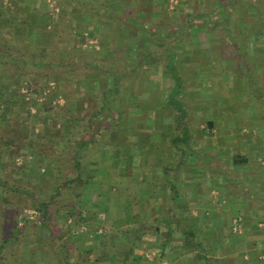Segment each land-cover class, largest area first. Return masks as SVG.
I'll use <instances>...</instances> for the list:
<instances>
[{
  "label": "crops",
  "instance_id": "1",
  "mask_svg": "<svg viewBox=\"0 0 264 264\" xmlns=\"http://www.w3.org/2000/svg\"><path fill=\"white\" fill-rule=\"evenodd\" d=\"M169 1L189 5L178 26L165 24ZM213 11L222 24L190 20ZM63 17L119 34L127 64L141 54L155 64L130 91L139 118L155 116L130 124L119 112L86 188L99 192L105 231L92 227L78 262L264 264V0H0V33L18 35L7 46L47 47Z\"/></svg>",
  "mask_w": 264,
  "mask_h": 264
},
{
  "label": "rangeland",
  "instance_id": "2",
  "mask_svg": "<svg viewBox=\"0 0 264 264\" xmlns=\"http://www.w3.org/2000/svg\"><path fill=\"white\" fill-rule=\"evenodd\" d=\"M161 3L164 4V2ZM167 3L168 7L173 5L175 9L173 10L176 13L174 15L171 14L170 10L172 8L165 10L163 12L165 14L164 21L168 19L165 24L173 23L178 26V24L183 23L180 21L184 19L181 16V11L176 10L185 7L184 5L187 2L183 1L176 4L177 2L169 1ZM161 10H163V5ZM222 18L217 11H213L207 17L197 16L196 18L192 17L190 20L206 19L214 25L222 24ZM88 26L87 22L85 24L86 28L81 29L83 31L85 29L91 31L88 34L90 38L87 40L85 38L78 39L73 34L80 28L73 27L67 17L60 18L57 22L56 28L53 30L54 33L51 34V41L45 48L54 51L50 55L52 59H60L62 64L65 63L62 67H47L38 70L39 73H35L36 75H31L25 69L22 70L20 64H17L18 61L15 60L14 52L4 53L2 61H0V112L3 113V116L0 117V152L5 151L3 140L14 139L15 141V144H12L14 149L9 146L13 153L6 154L5 160L0 159V179L8 180L9 184H14L18 188H30L34 194L41 198L51 195L55 191L59 180L45 171V159L40 156L41 152L30 144H37L50 151L51 135L56 130H63L62 133L64 134L74 133L75 137H79L87 124V121L84 120L85 111L89 108L88 106L101 107L100 97L104 90L112 88L114 90L116 87L120 90L115 95L118 99L114 101L116 107L113 114H116V116H113L107 123L108 128L105 131V136L100 138L102 141L104 139V145L113 142V139H111L114 136L113 130L116 132L118 130L113 128V123L117 122L118 126L119 122L124 120L119 118L117 120L119 112L123 113L122 116H127L130 124L140 119L146 121L155 116V111L154 113L144 111L148 118H139L135 112V104L138 103L139 106L143 102L139 100L137 102L136 98L138 97L135 98L130 94V91L132 92L135 89L133 85L137 83L136 80L155 75V64L145 60V56L143 57L141 54L142 51L137 52L134 42H129L128 51L132 55L136 54V52L141 55L132 61L130 65L127 64L124 61L127 44L119 45V34L110 33L106 38H103L104 34L102 32H99L96 28H93V30L92 28H87ZM161 34H155L154 39L159 40L158 36H161ZM11 36L14 39L16 36L18 37L13 32ZM108 37L112 48L103 46ZM19 38L21 37L19 36ZM18 46L24 48L23 43ZM62 51H66V53ZM25 52L27 51L25 50L21 54ZM148 52L150 51L148 50ZM153 52L155 56V49ZM116 74H120L121 77L115 76ZM138 83L141 86L144 83L146 85L144 87H150L151 85L149 81H139ZM28 84L34 90L45 87L43 93L54 96L51 103L53 105L52 109H48V106L44 107L45 113L41 121H37L29 115L31 112H36L37 108L32 105V92ZM44 94L39 100L44 99ZM64 94H68L73 103L72 111L70 112L61 109V106L66 103ZM123 108L125 110H121ZM50 113L55 114L57 116L56 119L47 116ZM69 113L75 114V118L64 123L63 116ZM134 114L136 116H133ZM65 124L69 125L64 129ZM54 147L57 152L63 154L59 162L63 172L62 179L65 180L74 176L77 168L76 162L71 158L68 151L62 150L63 142L57 140L54 143ZM103 148L101 147L100 160L98 161L97 158H94L99 156V153L98 155L96 154V151H98L96 148H93L92 151L89 149L88 154L84 152L85 155L82 161L87 165L89 171H94L95 162L104 163V159H101L102 153H105ZM16 149H19L18 153L14 152ZM26 161V165H32L30 172L20 168L24 164L23 162ZM89 162L93 163V166H90ZM109 163H112V166L115 164V162L110 160ZM135 180L133 179L132 187L136 185ZM65 188L62 189V195L56 197V203L53 204V207L59 208L61 216L58 218L59 227L56 224L54 226L55 232L51 233V230L38 218L29 221L21 235H17L18 239L15 245L6 248L4 251L3 255L6 257L2 258L0 255V264H59L57 254L62 252L61 243L68 237L71 240V264H83L82 261L79 263L78 260H84L87 257L85 255H87V250L92 245L91 241L93 239L92 237L90 241L89 236L84 234V230L88 228V230L91 229L90 231H92V227L95 224L100 223L102 225L104 222V219H100L101 217L98 214L99 207L97 202L101 197L98 195V190L91 189L88 192L85 190L80 203L76 206L70 202L72 200H69L68 187L66 186ZM35 206L36 202L29 194L19 189L13 190L7 186L0 185V237H6L14 226L15 220L20 217L24 207L33 208ZM66 206L69 207V210ZM71 211H73L72 215H70ZM78 212H82V219H80V213ZM67 215H70V217ZM71 222L77 223V225H73L69 229V223L71 224ZM101 225L103 232L105 231L104 225ZM77 238H80L81 241H76Z\"/></svg>",
  "mask_w": 264,
  "mask_h": 264
},
{
  "label": "trees",
  "instance_id": "3",
  "mask_svg": "<svg viewBox=\"0 0 264 264\" xmlns=\"http://www.w3.org/2000/svg\"><path fill=\"white\" fill-rule=\"evenodd\" d=\"M74 31V30H73ZM72 31V33H73ZM76 38H85V35L83 33V30L80 29L78 31L75 32V34H73ZM11 36V31H7L6 33H0V61H2V57L4 55V53H13L14 52V57L15 60L18 61L17 64L21 65L22 70H26L29 72V74H35V73H39L38 70L47 68V67H51V68H55V67H62L64 64H62V62H60L59 60H54L50 57L51 54L54 53V51H50V49L45 48V47H39L35 44L33 38L31 40V42L26 43V45H23V47H19L18 44H13V45H9L7 46V44H9V37ZM8 40V41H7ZM6 45V46H5ZM5 48V50H4ZM27 51L23 54H21L23 51ZM63 52V51H62ZM63 53H66V51H64ZM153 53L151 52V55ZM25 56V57H23ZM51 58V59H50ZM145 60H147L148 62L151 61V57L149 56H145ZM36 75V74H35ZM115 76H118L119 78L121 77V75L116 74ZM92 79V78H89ZM118 82V81H116ZM28 86L31 88V92H32V105L35 106L37 108L36 112H31L29 115L36 119L37 121H41L42 116L45 113V106H48V109H52L53 105L52 100L54 98V96H52L51 94H44L43 91L45 90V87H40L36 90H34L30 84H28ZM113 89V88H112ZM112 89H108V90H104L103 94L101 95V107L97 106H88L89 108H87V110L85 111V121H87V124L85 126V129L83 131V133L79 136V137H75L74 133H68V134H64L62 133L63 130H56L54 133H52V137H51V144L49 149H51L50 151L46 150L45 148L40 147L37 144H30L32 145L34 148H37L41 153L40 156L45 159V171H47L48 174L55 176L58 178L59 182L57 184V186L55 187V191L56 193L54 194V192L51 195H47L45 198H41L38 197L36 194L33 193V191L30 188H18L16 186H14V184H9L8 180H2L0 179V185H4L7 186L8 188H11L13 190L15 189H19L20 191H23L26 194H29L30 196H32V198L34 199V202H36V206L35 207H24L23 208V212L20 214V217L18 219L15 220L14 226L12 227V229L10 230V232L6 235V237H0V255L1 257H6L3 255L4 251L6 250V248L14 246L15 243L17 242V235H21V233L23 232V229L26 227V224H28L29 221H33L34 219L38 218L40 219V221H42V223L51 230V233L55 232V224L57 225V227H59L58 224V218H60V212H59V208L58 207H53V204L56 203V197L61 196L62 195V189H66L65 187H68L69 190V200H72L70 202H72L74 205H78L81 201V197L82 195L85 193V190L87 188V186L90 184H92V182L94 181H98L99 178V167L103 166L104 164L102 162H95L96 166H94V168L96 167L97 169V173H91V171H89V169L87 168V165H85L82 161V158H84V152L88 154V150L90 149V151L93 150V148H96L98 151H96L97 155L99 153V156L94 157L95 159L97 158V161L100 160V153H101V147H106V145H104V139L103 141L100 139L102 137L105 136V131L108 128L107 123L110 121V119H112L113 116H116V114H113L114 109H115V105H114V101L117 98V96H115L117 93H119V89L118 87H116L114 90ZM114 92V93H113ZM44 94V99L43 100H39L40 97H42V95ZM95 96H97L95 94ZM113 97V98H111ZM64 98L66 100V103L64 104V106H61L62 110H67L68 112L72 111V101L70 100V97L68 94H64ZM3 116V113L0 112V117ZM47 116L52 117L53 119H56V115L53 113L48 114ZM75 118V114L69 113L63 116V119L65 120L64 123H66L67 121H71ZM116 120V117H115ZM117 120H118V116H117ZM69 124H65L64 125V129L66 128V126H68ZM1 138V137H0ZM60 140L61 142H63V148L62 150H66L68 151V153H70L71 158L76 162V170H75V174L74 176L67 178V179H62L63 176V172L60 166V157L63 156V154L60 152H57L55 147H54V143ZM4 142V146H5V151H1L0 152V159L1 160H5L6 158V154H11L13 153L11 148L14 149L12 147V144H15L14 139H10V140H3ZM9 146H11V148H9ZM4 150V149H3ZM19 149L14 150L15 153H18ZM24 164L22 166H20V168H22L24 171L26 170V172H30L32 170V165H26V162H23ZM90 166H93V163L89 162ZM29 169V171H28ZM60 177V179H59ZM105 180V182L110 183L111 185L114 186V182L112 178H106L103 179ZM86 186V187H85ZM66 208L69 207L66 206ZM75 211V208H74ZM73 211L70 212V215H72ZM80 213V219H82V212H78ZM70 215H67L68 217H70ZM66 217V218H68ZM60 223V222H59ZM83 224V223H82ZM73 225H77L74 224L73 222H71V224L69 223V229L71 227H73ZM91 230V229H90ZM86 231L84 234L88 235V232ZM68 241V242H67ZM76 241H81L80 238H77ZM71 240L68 237L65 241H62L61 243V251L59 254H57V258H58V262L59 264H71V253H70V245H71Z\"/></svg>",
  "mask_w": 264,
  "mask_h": 264
},
{
  "label": "built area",
  "instance_id": "4",
  "mask_svg": "<svg viewBox=\"0 0 264 264\" xmlns=\"http://www.w3.org/2000/svg\"><path fill=\"white\" fill-rule=\"evenodd\" d=\"M235 225H236L235 228L238 229L239 228V222L236 221V224Z\"/></svg>",
  "mask_w": 264,
  "mask_h": 264
}]
</instances>
